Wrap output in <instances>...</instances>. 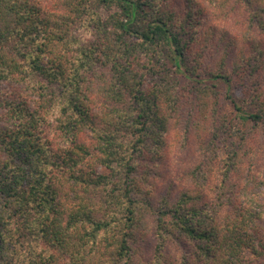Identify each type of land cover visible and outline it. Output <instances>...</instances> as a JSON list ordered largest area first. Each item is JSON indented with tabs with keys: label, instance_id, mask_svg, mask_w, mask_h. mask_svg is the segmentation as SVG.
<instances>
[{
	"label": "trees",
	"instance_id": "trees-1",
	"mask_svg": "<svg viewBox=\"0 0 264 264\" xmlns=\"http://www.w3.org/2000/svg\"><path fill=\"white\" fill-rule=\"evenodd\" d=\"M0 264H264V0H0Z\"/></svg>",
	"mask_w": 264,
	"mask_h": 264
},
{
	"label": "rangeland",
	"instance_id": "rangeland-1",
	"mask_svg": "<svg viewBox=\"0 0 264 264\" xmlns=\"http://www.w3.org/2000/svg\"><path fill=\"white\" fill-rule=\"evenodd\" d=\"M198 148H199V147H198ZM222 151H223V148H222ZM222 151H221V152H222ZM198 154H199V153H198V151H197L195 155H198Z\"/></svg>",
	"mask_w": 264,
	"mask_h": 264
}]
</instances>
